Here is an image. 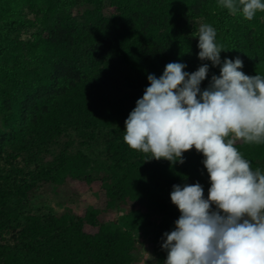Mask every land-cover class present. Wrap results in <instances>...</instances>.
I'll return each mask as SVG.
<instances>
[{
    "label": "trees",
    "instance_id": "trees-1",
    "mask_svg": "<svg viewBox=\"0 0 264 264\" xmlns=\"http://www.w3.org/2000/svg\"><path fill=\"white\" fill-rule=\"evenodd\" d=\"M39 1L0 0V264H138L145 250L146 264H164L163 234L180 216L172 186L210 184L204 157L150 159L124 142L125 120L168 63H207L201 90L219 76L198 59V19L216 30L221 61L264 78V24L219 0H97L89 23L67 10L73 0ZM234 146L264 174V141ZM49 189L71 191L84 212H35Z\"/></svg>",
    "mask_w": 264,
    "mask_h": 264
},
{
    "label": "clouds",
    "instance_id": "clouds-1",
    "mask_svg": "<svg viewBox=\"0 0 264 264\" xmlns=\"http://www.w3.org/2000/svg\"><path fill=\"white\" fill-rule=\"evenodd\" d=\"M219 4L247 20L264 12L261 0ZM216 35L201 24L197 47L200 61L220 66L219 76L201 90L207 63L192 73L183 63H168L159 78L147 76L149 86L125 120L124 142L150 159L183 164V153L193 148L204 157L207 198L198 182L172 186L180 216L163 234L164 264H264V174L234 146L236 140L264 141V78L240 71L239 57L221 61Z\"/></svg>",
    "mask_w": 264,
    "mask_h": 264
},
{
    "label": "rangeland",
    "instance_id": "rangeland-1",
    "mask_svg": "<svg viewBox=\"0 0 264 264\" xmlns=\"http://www.w3.org/2000/svg\"><path fill=\"white\" fill-rule=\"evenodd\" d=\"M98 1L97 0H73V3L66 4L67 10H70L72 14L77 15L81 19L84 20V22L89 23L87 15H92L94 12H97L98 9ZM262 3H264V0H261ZM48 7V4L45 3V0H40L38 3H34V9L35 10H44ZM115 6L110 7V10L107 13H112ZM25 10H22L23 15H27L30 19H33L35 17V14L30 12L29 10H34L33 8H30L26 6L24 8ZM66 7L63 8L65 10ZM108 15V14H106ZM253 20L256 23H260L261 25L264 24V12L257 11L256 14L253 17ZM195 30L196 34L194 35V38L198 39L199 34V27L201 24H208L203 21V19H198L195 23ZM25 28L22 29V36L23 39L26 41V39L30 40L29 33L25 34ZM30 38V39H29ZM85 149V148H84ZM86 150V149H85ZM86 153H89L88 150H86ZM48 159H52L51 157H48ZM210 187V184L204 187V196L207 198L208 195V189ZM97 191L93 188L91 196L95 194ZM68 193H71V191H66L65 189H59L58 191H53L49 189L47 192H42V194L35 197V200L32 203V208L35 212H44L46 208H52L58 212H61L65 210L66 208L72 207V210H74L78 214H82L83 211V203L82 200H77L76 198L70 199L68 197ZM44 205V206H43ZM92 206V205H91ZM83 207V208H82ZM148 260V251H141L137 262L138 264H146V261Z\"/></svg>",
    "mask_w": 264,
    "mask_h": 264
}]
</instances>
